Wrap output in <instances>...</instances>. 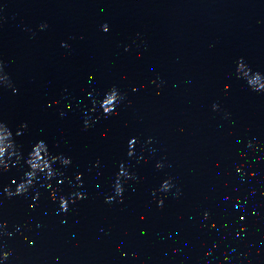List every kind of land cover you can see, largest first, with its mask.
<instances>
[{
    "label": "water",
    "instance_id": "1",
    "mask_svg": "<svg viewBox=\"0 0 264 264\" xmlns=\"http://www.w3.org/2000/svg\"><path fill=\"white\" fill-rule=\"evenodd\" d=\"M241 59L264 75V0H0V61L17 89L0 87V121L14 136L27 125L25 159L44 141L71 160L26 196H3L23 162L0 176L14 233L0 264H264V93L237 78ZM112 88L125 99L105 118ZM121 164L136 179L106 203Z\"/></svg>",
    "mask_w": 264,
    "mask_h": 264
},
{
    "label": "clouds",
    "instance_id": "2",
    "mask_svg": "<svg viewBox=\"0 0 264 264\" xmlns=\"http://www.w3.org/2000/svg\"><path fill=\"white\" fill-rule=\"evenodd\" d=\"M46 28L47 24L40 25L41 31ZM102 30L107 33L109 31V28L107 25H104ZM61 46L68 47L67 44H62ZM125 51H128V49L126 48ZM236 73L237 78L245 80L247 82L248 87L253 92L264 93V75H261L259 72L252 73L251 69L243 62V59L237 62ZM153 83H155V81H153ZM0 87L11 88L13 94L17 92V89L13 87L10 77L6 73H4L3 61H0ZM157 87H159V85H157ZM228 87V85H225L226 91L228 90ZM133 91L135 92L136 89H133ZM124 99L125 96L122 95L116 88H112L108 93H106L102 103L100 104V109L102 110V114L104 115V117L107 118L114 114L118 115V113L116 112V108L123 102ZM93 110L95 111V109ZM218 110L219 106L214 104L213 111ZM61 115L63 116L64 114L61 113ZM95 122L96 121L94 120L85 119V130L92 127ZM26 127V124L17 125V131L15 133V136H19L21 134L20 130ZM15 136L13 135V131L7 125V123L0 121V176L8 173L12 167L26 165L28 168V171L24 173V178L21 179V181L16 185L14 190L7 187L3 189V196L5 199L26 196L41 176H44L46 180L51 181L58 175H62V173H59L53 167V165L59 164L61 167L66 168L71 164L70 158L64 157L63 155H51L44 141L36 143L33 146L32 150L28 153L27 158L25 159L21 150V146L16 143ZM151 142V139H149L148 143L150 144ZM135 143L136 142L134 139L131 140L129 143V151L127 155L130 158L134 156L133 149ZM248 147L255 151L251 142L248 144ZM246 155L247 154H245V156ZM96 166H99V161H97ZM163 166L164 165L162 163H157L156 165L157 169H162ZM240 171L241 170L238 168L237 172L239 173ZM250 176L254 177L255 173H250ZM135 179V174L131 173L124 164H121L116 176V180L112 186L113 195L106 197L105 202L109 204L113 202L123 203V193L125 191L124 183H126L128 180ZM76 180L81 181L82 175L78 174L76 176ZM48 187L51 188V184H48ZM174 187L175 185L172 183L171 178H169L168 180H165L162 183L158 191L166 194L170 192ZM156 191L157 190L153 191V196L156 195ZM180 195L181 193L179 189H177V191L174 193V196L178 198ZM84 198L86 197L78 192L71 194V196L67 198L61 196L59 198L58 214H71L73 210L69 207V204H75L78 199L82 200ZM51 199H53V201L56 200V193L54 191L51 193ZM2 203L3 201H0V205H2ZM157 206L161 208L163 207V199L157 201ZM203 218L205 220L208 219L207 212L204 214ZM141 219H143V217H141ZM5 229H7V223H0V237L6 236L8 238H11L14 233L6 231ZM17 231H19V229H17ZM241 231L243 232L245 231V229H242ZM25 239H27V237H25ZM4 246L6 247V245ZM11 255L12 253L10 251L0 252V261H7Z\"/></svg>",
    "mask_w": 264,
    "mask_h": 264
}]
</instances>
